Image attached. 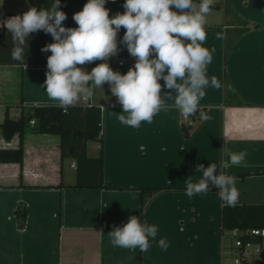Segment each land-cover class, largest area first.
Returning a JSON list of instances; mask_svg holds the SVG:
<instances>
[{
    "label": "crops",
    "instance_id": "1",
    "mask_svg": "<svg viewBox=\"0 0 264 264\" xmlns=\"http://www.w3.org/2000/svg\"><path fill=\"white\" fill-rule=\"evenodd\" d=\"M124 2L108 0L110 18L124 12ZM86 3L61 0L66 28L78 27L72 17ZM30 6L39 10L48 0H3L0 5V126L7 112L18 121L23 107L25 114L33 113V107H60L44 87L51 53L41 49L54 42L50 34H30L24 64L10 58L11 37L2 21ZM205 31L203 46L212 55L208 75L221 87L206 89L198 106L203 115L185 119L170 96L152 123L130 128L119 122L122 105L105 83L91 101L81 99L68 107L102 111L101 135L87 142L86 156H75L67 145L63 157L61 136L34 133L30 123L23 167L0 163V264H226L230 234L222 227L221 213L229 205L214 187L189 198L187 181L199 179V164L219 168L228 159L225 149L243 151L242 164L220 170L236 178L234 206L264 205V0H213ZM121 58L117 53L107 62L125 74L128 69L118 66ZM169 92L162 88L161 94ZM183 125H193L189 136ZM69 144L80 150L84 146L75 139ZM19 146L18 134L7 141L0 128V151ZM148 188L159 190L145 196L142 205V189ZM21 206L27 209L23 229L16 216ZM132 215L158 226L146 252L110 242L113 225L123 226ZM161 238L167 251L158 245Z\"/></svg>",
    "mask_w": 264,
    "mask_h": 264
},
{
    "label": "clouds",
    "instance_id": "2",
    "mask_svg": "<svg viewBox=\"0 0 264 264\" xmlns=\"http://www.w3.org/2000/svg\"><path fill=\"white\" fill-rule=\"evenodd\" d=\"M107 2L87 0L82 10L73 14L78 25L75 28L63 26L67 14L60 10L61 0H48V6L39 10L30 6L23 14L5 19L2 26L11 37V60L24 64L30 34L42 30L54 41L41 49L51 53L47 57L44 87L47 96L61 108L81 99L91 101L95 90L107 83L112 96L122 105L118 119L124 126L138 129L144 122L152 123L164 99L170 96H174V105L182 116L195 114L206 89L221 87L216 77L208 75L212 55L203 46L206 17L213 0H125L124 12L111 18L105 7ZM122 27L126 31L118 41ZM216 38L221 39L222 34ZM121 45L135 58L134 66L125 74L114 71L107 62L117 55ZM97 60L101 63L91 70L79 67ZM162 88L171 92L162 96ZM225 152L228 159L219 168L215 163L196 167L199 179L187 181L189 198L214 187L223 202L235 205L239 196L236 178L220 169L242 164L247 153ZM158 230L157 225L132 215L123 226L113 225L108 236L113 247L146 252ZM158 245L167 251L165 238L159 239Z\"/></svg>",
    "mask_w": 264,
    "mask_h": 264
},
{
    "label": "trees",
    "instance_id": "3",
    "mask_svg": "<svg viewBox=\"0 0 264 264\" xmlns=\"http://www.w3.org/2000/svg\"><path fill=\"white\" fill-rule=\"evenodd\" d=\"M64 26V24H63ZM65 27V26H64ZM125 29L122 27L119 32V40L122 39ZM118 40V41H119ZM120 57L135 59L127 52L125 46L121 45L118 49ZM101 63L99 60L86 64V68L97 66ZM23 107V114L20 120L13 121L10 119L7 112L5 122L0 126L4 138L11 141L16 134L20 136V146L16 150H1L0 163H16L23 167L24 164V137L27 133L31 121H35V127L32 129L37 134H53L59 135L62 138V153L63 157L66 155L67 145L68 149L75 156L82 154L86 156V144L88 141L97 140L102 132V111L97 107H71L64 109L61 107L48 106V107H33L29 110L33 113L25 114ZM204 110H197L196 113H204ZM195 113V114H196ZM194 119V114L191 115ZM193 125L186 127L183 125V130L186 136H189L190 130ZM75 139L83 141V149L73 148L69 141ZM102 163V158L98 159ZM98 188H105L100 184ZM159 189H142V205L145 202V196L152 195ZM222 227L224 231H231L234 229L250 230L258 229L264 230V205L261 206H224L222 208ZM19 228L23 229L27 221V209L19 207L16 211Z\"/></svg>",
    "mask_w": 264,
    "mask_h": 264
},
{
    "label": "built area",
    "instance_id": "4",
    "mask_svg": "<svg viewBox=\"0 0 264 264\" xmlns=\"http://www.w3.org/2000/svg\"><path fill=\"white\" fill-rule=\"evenodd\" d=\"M134 64V59L126 57H122L118 62V66L124 69H129ZM184 118L188 119L189 116ZM35 124V121H31V125ZM229 234L233 239L229 254L231 264H264V230L234 229L229 231Z\"/></svg>",
    "mask_w": 264,
    "mask_h": 264
},
{
    "label": "rangeland",
    "instance_id": "5",
    "mask_svg": "<svg viewBox=\"0 0 264 264\" xmlns=\"http://www.w3.org/2000/svg\"><path fill=\"white\" fill-rule=\"evenodd\" d=\"M226 242H227V245L230 247H232V245H233V239H232V237L230 236V235H228L227 236V238H226ZM231 258H230V256H228L227 257V261H226V264H231Z\"/></svg>",
    "mask_w": 264,
    "mask_h": 264
}]
</instances>
